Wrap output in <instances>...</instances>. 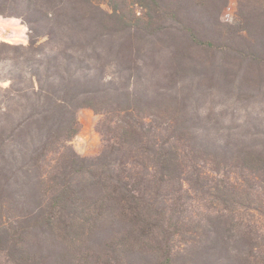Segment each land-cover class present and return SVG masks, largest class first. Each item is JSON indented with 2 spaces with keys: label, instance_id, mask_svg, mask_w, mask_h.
Wrapping results in <instances>:
<instances>
[{
  "label": "trees",
  "instance_id": "trees-1",
  "mask_svg": "<svg viewBox=\"0 0 264 264\" xmlns=\"http://www.w3.org/2000/svg\"><path fill=\"white\" fill-rule=\"evenodd\" d=\"M20 4L28 45L0 43V264H264V150L208 139L171 94L264 62V0L230 23L229 0H0V15ZM80 109L100 117L96 156L71 146Z\"/></svg>",
  "mask_w": 264,
  "mask_h": 264
},
{
  "label": "rangeland",
  "instance_id": "rangeland-1",
  "mask_svg": "<svg viewBox=\"0 0 264 264\" xmlns=\"http://www.w3.org/2000/svg\"><path fill=\"white\" fill-rule=\"evenodd\" d=\"M238 1H229L221 16L223 22L230 23L235 20ZM14 11L19 17H2L18 20L19 24L27 29L25 37L24 35L16 36L14 33L1 29L3 41L0 43L26 47L29 37L33 35L24 23L27 16H25L21 4ZM47 24L37 26V28L40 27V34L52 27L51 23ZM52 29L66 33L63 28L57 29L53 26ZM67 44L69 41L65 36L58 42L47 41L41 37L36 40L35 48H38V51L34 58L45 61L47 58L57 56V49L64 50ZM51 55L52 57H50ZM201 56L202 53H196L197 58ZM60 59L59 56L58 60ZM219 59L217 58L216 61ZM225 62V66L235 71V75H231L227 79L218 77L213 82L204 83H200L196 79L185 78L180 82L178 92L177 89L172 90L171 94L177 93L179 97H185L189 113L198 115V120L194 121L197 125L207 124L212 128L208 139L222 142L228 140L233 143L250 145L258 151L264 150V62L250 63L249 60H244L241 66L232 60ZM11 69L10 62L1 61L0 78L7 77ZM112 72L114 73V68L107 70L106 74L110 75ZM113 76L118 77L119 83H123L124 74ZM8 85L9 83L6 81L0 82L2 88H6ZM99 119L100 117L89 109L78 110L79 132L72 139L71 146L80 156H96L102 150L101 137L95 131Z\"/></svg>",
  "mask_w": 264,
  "mask_h": 264
},
{
  "label": "crops",
  "instance_id": "crops-1",
  "mask_svg": "<svg viewBox=\"0 0 264 264\" xmlns=\"http://www.w3.org/2000/svg\"><path fill=\"white\" fill-rule=\"evenodd\" d=\"M230 1V0H229ZM1 29H5V31H9L10 33H14L16 36H23L25 37V33L27 32L26 27L22 26L19 24L18 20H16L15 18H6L4 19L1 15H0V41H3V35L1 32ZM20 37V38H21Z\"/></svg>",
  "mask_w": 264,
  "mask_h": 264
}]
</instances>
